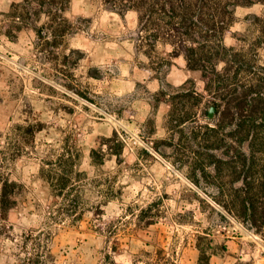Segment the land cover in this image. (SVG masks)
<instances>
[{
  "label": "rangeland",
  "instance_id": "374dc122",
  "mask_svg": "<svg viewBox=\"0 0 264 264\" xmlns=\"http://www.w3.org/2000/svg\"><path fill=\"white\" fill-rule=\"evenodd\" d=\"M2 7L0 177L20 194L0 222V264H16L26 239L37 237L52 264L160 257L198 264V235L227 246L210 264H264V225L256 229L243 218L232 195L241 184L228 166L219 172L198 154L205 151L199 140L190 141L209 120L214 97L200 72L188 70L183 57L161 64L169 57L162 46L148 57L137 13L119 14L102 0H70L64 16L71 28L63 37L53 35L46 15H33L29 26L12 17L21 9ZM263 13L262 4L238 7L225 38L256 65H264V47L253 43L264 34L251 22ZM187 80L197 94L174 98ZM186 114L193 118L181 131L174 119ZM253 177L262 192L263 179Z\"/></svg>",
  "mask_w": 264,
  "mask_h": 264
},
{
  "label": "trees",
  "instance_id": "16d2710c",
  "mask_svg": "<svg viewBox=\"0 0 264 264\" xmlns=\"http://www.w3.org/2000/svg\"><path fill=\"white\" fill-rule=\"evenodd\" d=\"M111 10L119 14L135 11L138 15L139 40L147 48L146 54L151 58V51L158 46L168 50V58L162 57L161 64L170 65L171 59L183 56L186 67L198 71L205 83V91L213 95L210 106L216 107V118L206 120L200 130L192 131L190 141L201 144L205 151L198 154L215 165L220 172L228 166L235 181L241 184L233 189L243 218L253 220L258 229L264 225L257 223L260 194H264V65L247 60L246 55L234 51L225 45L226 35L231 32L236 22V9L262 4L264 0H102ZM70 0H23L12 5V9H21L20 15L12 17L31 26L33 15H46L50 18V28L55 37L65 36L71 28L64 16ZM36 3V8L32 6ZM252 25L264 34V13L252 16ZM20 28V27H19ZM42 29L40 34L43 35ZM45 34H48L46 32ZM44 34V35H45ZM169 49H168V48ZM253 47H264V40L259 36ZM72 53H79L72 50ZM166 53V52H165ZM256 55H254L255 57ZM256 59V57H255ZM223 64L220 69L219 65ZM242 72H248L250 79L239 78ZM174 91V98L190 100L194 94L195 83L187 80ZM161 91L156 95L161 101ZM193 116L186 114L175 120L177 127L184 131ZM202 130V131H201ZM204 130V131H203ZM204 170V164L197 165ZM259 175L262 180V192L257 190L252 179ZM199 183L197 177H192ZM252 178V179H251ZM0 222L5 221L9 211L16 204L14 195L17 184L8 178L0 177ZM223 189V186L220 185ZM264 214V195H263ZM232 201V203H234ZM264 217V215H263ZM30 243L32 249H28ZM196 247L199 251L198 264H210L219 251H227L225 244L219 245L215 240L204 235L197 236ZM25 255L16 260V264H52L53 255L47 244L37 237L26 239ZM146 264H177L171 258L156 259Z\"/></svg>",
  "mask_w": 264,
  "mask_h": 264
},
{
  "label": "crops",
  "instance_id": "0c3cea01",
  "mask_svg": "<svg viewBox=\"0 0 264 264\" xmlns=\"http://www.w3.org/2000/svg\"><path fill=\"white\" fill-rule=\"evenodd\" d=\"M19 2H22V0H0V6H3L2 8L4 9V11H6V10H10L14 3H19Z\"/></svg>",
  "mask_w": 264,
  "mask_h": 264
},
{
  "label": "water",
  "instance_id": "95a60500",
  "mask_svg": "<svg viewBox=\"0 0 264 264\" xmlns=\"http://www.w3.org/2000/svg\"><path fill=\"white\" fill-rule=\"evenodd\" d=\"M216 114V107L215 106H210L208 113H207V118L209 120H212L215 117Z\"/></svg>",
  "mask_w": 264,
  "mask_h": 264
},
{
  "label": "flooded vegetation",
  "instance_id": "af4514ba",
  "mask_svg": "<svg viewBox=\"0 0 264 264\" xmlns=\"http://www.w3.org/2000/svg\"><path fill=\"white\" fill-rule=\"evenodd\" d=\"M215 117H216V114H215Z\"/></svg>",
  "mask_w": 264,
  "mask_h": 264
}]
</instances>
